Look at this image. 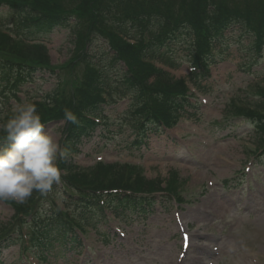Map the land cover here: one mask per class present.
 <instances>
[{
	"label": "trees",
	"instance_id": "1",
	"mask_svg": "<svg viewBox=\"0 0 264 264\" xmlns=\"http://www.w3.org/2000/svg\"><path fill=\"white\" fill-rule=\"evenodd\" d=\"M62 2L69 4L60 6ZM50 6L57 8L51 10ZM1 16L10 18L12 27L7 31L14 35H0L1 96L14 97L39 75L58 79L57 73L62 72L65 77L61 84L68 88V96L54 90L47 102L35 106L44 125L65 119V109L77 115L79 123L67 122L63 130L61 147L66 155L77 151L92 135L96 120L104 117L106 104L115 103L112 94L131 99L129 118L124 122L135 136L134 145L141 146L150 133L171 127L181 114L195 118L183 82L156 72L147 62L174 66V52L180 49L175 44H185L196 69L190 78L196 83L207 75L206 66L215 62L213 50L232 26L250 33L247 58L252 56L250 52L259 56L264 50V0H0ZM60 28L69 29L74 49L69 60L56 68L45 47L28 43ZM94 45H102L108 52ZM257 94V100L247 101L248 108H240L234 116L252 124L258 146L264 150V89H258ZM13 114L8 111L0 124ZM6 146L0 143V148ZM65 164L63 159L61 168L66 169ZM126 171L132 179L120 175V169L113 174L112 167L99 164L91 177L78 173L65 178L63 188L67 189H61L60 198L76 207L75 215L50 204L32 209L15 205L16 214L25 210L27 219L0 239V250L14 243L24 246L19 229L22 225L29 241L46 240L50 247L58 242L74 249L81 244L78 234L107 222V213L120 218L132 212L143 219L154 212L159 200L168 202L174 193L160 181L143 178L135 167ZM57 192L53 185L52 196L57 197ZM160 192L164 193L157 201L155 194Z\"/></svg>",
	"mask_w": 264,
	"mask_h": 264
},
{
	"label": "rangeland",
	"instance_id": "2",
	"mask_svg": "<svg viewBox=\"0 0 264 264\" xmlns=\"http://www.w3.org/2000/svg\"><path fill=\"white\" fill-rule=\"evenodd\" d=\"M64 4L69 3L60 6ZM10 26V18L1 16L0 35ZM242 35L243 39L237 33L229 34V48L210 66L209 78L198 87L187 74L184 52H177L176 61H183L178 69L162 67L187 86L195 118L182 115L172 128L150 133L140 148L135 149L131 127L124 122L129 118L128 100L107 107L103 124L96 127L80 148L79 158L74 159L77 174L91 177L99 167L96 164L102 163L112 167L113 174L120 169V175L132 179L126 169L135 167L139 175L160 181L174 193L168 202L159 200L154 214L145 220L129 212L118 221L108 215L109 222L82 238L81 248L65 249L61 254L51 251L48 264H264V157L254 154L258 140L253 126L234 116L240 108H248L245 102L258 99V89H264V57L252 64L245 56L249 45L244 32ZM69 39L68 30L62 29L38 42L47 48L51 62L59 65L70 56L73 46ZM39 77L24 86L17 102L11 99L3 105L0 100V109L14 111L24 102L44 99L53 90L68 96V88L60 81L58 86L57 79L48 74ZM63 123L60 120L45 127L58 146L66 127ZM57 162L59 165L60 158ZM174 167L179 174L171 172ZM67 173L61 172L60 183L54 184L59 192ZM232 179L234 185L222 184ZM49 196L51 192H33L31 200L24 203L0 201V229L18 227L25 216V210L16 214L12 205L47 208ZM177 196L180 200L174 199ZM52 202L61 210L69 207L78 213L69 202H62V206L60 198ZM17 248L1 253L2 264H25L23 259L17 260ZM27 261L36 264L32 257Z\"/></svg>",
	"mask_w": 264,
	"mask_h": 264
},
{
	"label": "clouds",
	"instance_id": "3",
	"mask_svg": "<svg viewBox=\"0 0 264 264\" xmlns=\"http://www.w3.org/2000/svg\"><path fill=\"white\" fill-rule=\"evenodd\" d=\"M64 118L78 124L77 115L65 109ZM0 201L24 203L33 192L47 195L61 181L58 159L65 156L45 130L35 104L24 102L0 124Z\"/></svg>",
	"mask_w": 264,
	"mask_h": 264
},
{
	"label": "bare ground",
	"instance_id": "4",
	"mask_svg": "<svg viewBox=\"0 0 264 264\" xmlns=\"http://www.w3.org/2000/svg\"><path fill=\"white\" fill-rule=\"evenodd\" d=\"M177 164H179V163H177Z\"/></svg>",
	"mask_w": 264,
	"mask_h": 264
}]
</instances>
